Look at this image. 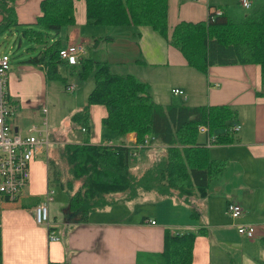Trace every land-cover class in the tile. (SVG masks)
<instances>
[{"label": "crops", "instance_id": "obj_1", "mask_svg": "<svg viewBox=\"0 0 264 264\" xmlns=\"http://www.w3.org/2000/svg\"><path fill=\"white\" fill-rule=\"evenodd\" d=\"M40 1L14 0L18 21L32 23L39 14ZM73 1L75 24L66 30L67 44L77 42L85 46L95 45L101 39V34L95 32L96 25L86 23L84 0ZM229 1L167 0V34L180 20H206L212 8L225 7L229 15ZM250 1V8L264 2L256 0L255 4L254 0ZM139 33L150 39V42L145 43L144 60L137 58L134 49L125 46L115 52L116 60L105 58L104 61L124 69L116 73H131L147 82L149 87L156 77L162 80L170 76L171 68H178L181 78L169 86L171 93L173 88L185 91L186 97L178 95V101L190 106L228 104L233 107L236 110L233 124L240 126L234 132L236 140L207 146L212 158L227 160L225 168L209 183L206 197L192 198L185 203L175 195L162 197L155 191L143 192L132 200L121 199L124 194L120 193L114 203L91 212L85 222H78L76 213L68 210V199L56 204L52 198L48 203L49 228L58 239L49 240L48 229L34 219V207L44 199L42 195L49 187L45 190L40 188L42 176L33 161L29 183L15 199L21 202L0 203L1 264H156L151 255L161 251L165 227L184 232L200 226H205L207 232L206 235L196 236L194 240L192 264L264 262V97L256 94L261 85L259 65H211L206 73H200L187 64L181 52L171 46L167 38L147 27H140ZM107 39L113 40L114 36L109 35ZM134 53L136 57L133 59L122 56ZM129 61H134L142 68L149 63V69L137 70L140 74L128 71ZM12 76L9 69L8 92L17 101L10 89ZM150 94L154 98L151 91ZM95 106L102 107L94 111L99 128L98 132H91L89 141L100 144L107 140L113 143L117 139L119 143L121 140L117 134L110 133L101 124V118L105 115L102 105H91L90 116ZM124 140L126 145H137L134 131L127 133ZM156 141L152 140L149 146L137 149L164 147ZM26 190L27 193L23 194ZM142 202L150 203L152 209L144 211L139 208ZM229 202H236L242 207L238 218H232L227 212L226 205ZM191 208L198 212V218L190 216ZM149 220L154 223H149ZM241 223L252 224L253 237L246 238L237 232V225ZM142 259L146 262L142 263Z\"/></svg>", "mask_w": 264, "mask_h": 264}, {"label": "trees", "instance_id": "obj_2", "mask_svg": "<svg viewBox=\"0 0 264 264\" xmlns=\"http://www.w3.org/2000/svg\"><path fill=\"white\" fill-rule=\"evenodd\" d=\"M84 3L87 24L149 27L167 38L187 64L201 73H206L211 65H259L261 85L256 94L264 97V2L238 20L231 18L225 7L213 20H180L170 34H167V0H84ZM74 11L73 0H41L35 20L20 23L14 0H0V36L19 28L23 38L35 43L26 49L35 53L21 62L41 67L46 79H61L65 86L67 76L62 75L61 67L81 80L93 78L86 104L71 120L79 124L81 131L89 133L90 106L102 105L105 115L101 124L121 140L117 144L108 140L94 144L88 138L84 143L68 142L61 146L59 159L66 165L69 177L66 186L72 189L73 182H79L68 197V210L76 213L78 222H85L91 212L114 203L120 193L124 194L121 199L132 200L143 192L155 191L162 197L175 195L185 203L206 197L209 183L221 174L227 160L210 156L205 141L197 139L198 127L207 125L217 143H232L236 140L231 131L236 110L228 104L162 105L150 94L147 82L131 73L114 72L108 61L85 57L86 50L77 63H68L59 51L67 44L66 30L75 24ZM8 101L15 110L17 101L10 94ZM131 131L136 134L137 144L145 136H154L165 147L164 156L138 175L129 169L130 157L138 149L124 144L126 134ZM47 168V183L59 182L61 174L54 158L49 159ZM190 216L198 218L199 214L191 208ZM206 232L205 226L184 232L165 227L162 249L154 256L160 264H192L194 240ZM1 260L0 230V264Z\"/></svg>", "mask_w": 264, "mask_h": 264}, {"label": "rangeland", "instance_id": "obj_3", "mask_svg": "<svg viewBox=\"0 0 264 264\" xmlns=\"http://www.w3.org/2000/svg\"><path fill=\"white\" fill-rule=\"evenodd\" d=\"M254 3L257 4L256 0H254ZM227 7L230 17L238 20L260 6L256 5L251 8H245L239 4L238 0H231L227 3ZM79 27L83 28V26ZM140 27L145 28V26L134 25H96L95 32L101 34V39L95 45H86V53L84 56L94 60H104L105 58L116 60L115 58L117 57L115 52L119 50V48L127 46L137 52V58L144 60L146 58L145 48L147 47L145 43L150 42V39L145 36L142 37L141 33H139ZM18 30L19 28H16V30L0 36V54L5 52L10 56V73L13 75L10 89L17 100V105L14 114L10 118V122L13 129H23V132L31 125L46 129V135L44 134L47 141L46 148L43 149V153L36 155L32 159V162L34 161V165L42 176L39 183L40 188H42V190L47 189L46 187L52 189L54 192L53 199L57 204L66 201L69 195L75 192L79 186L78 181L73 182L72 189L66 186V181L69 177L66 172V165L59 159V150L64 143H84L89 138L91 132L94 130L98 132V117L94 111L95 109H102V107L95 106L92 108L89 133L81 131L79 124L73 122L71 117L86 104L87 96L94 85L93 78L90 76L85 80H81L76 74L68 75L65 68L61 67L62 75L67 76L66 83L73 84V90H67V86H65V83L61 79H46L41 68L21 62L23 59L35 53V50H26L27 47L35 43L23 38ZM109 35L114 36V39H107ZM130 41L132 43H130ZM122 56L133 59L136 57V53ZM148 64L149 63H146L144 68H142L141 65H136L134 61H129V66L127 65V68L128 71L140 74L137 70L146 71L149 69ZM112 70L114 72L124 71V69L117 64H113ZM180 78L181 75L178 74V68H171L169 77L162 80L159 76L156 77L148 90L154 95L155 100L162 105L181 103L178 101L180 100L178 98L179 96L171 93L169 89V86L174 80L177 79L178 81ZM44 108L46 111H43ZM218 131H221V128L218 129ZM110 133L115 132L110 131ZM197 139L198 141H204L205 134L198 131ZM113 143L117 144V139H114ZM156 143L158 142L156 141ZM164 154L165 147L140 149L135 155L130 157L129 169L133 174H141L147 166L159 160ZM52 158L56 160V165L59 168L61 174L60 181L51 180L50 183L47 184V166L49 159ZM25 193H27V190L23 192V194ZM43 198H45V194L42 195V199ZM20 202L21 200L17 199L11 202H2L1 205L18 204ZM139 208L145 209L144 211H150L152 206L148 202H142L139 204ZM198 221L201 222L200 219H198ZM154 254L156 253L151 255L152 259L156 264H160V261ZM141 262L145 263L146 260L142 259Z\"/></svg>", "mask_w": 264, "mask_h": 264}, {"label": "built area", "instance_id": "obj_4", "mask_svg": "<svg viewBox=\"0 0 264 264\" xmlns=\"http://www.w3.org/2000/svg\"><path fill=\"white\" fill-rule=\"evenodd\" d=\"M241 5L249 8L250 0H239ZM222 10L212 8L209 10L207 19L213 20L215 16L221 15ZM85 44L68 43L60 49V57L70 64H75L85 53ZM10 69V57L8 53L0 55V203L3 201H14L17 195L24 189L30 180V167L32 159L43 153L46 148V138L44 134L46 129L31 125L25 132L15 130L10 125V118L14 113V107L8 101V71ZM73 84L67 85V90H73ZM172 93L186 97L185 91L180 88L171 89ZM43 111H46L44 108ZM238 124L231 126V131L239 130ZM198 131L206 135V146L216 142V136L209 133L207 125H200ZM46 135V134H45ZM155 140L154 136H145L141 144L134 147L144 148L149 146ZM135 152L133 153V155ZM53 190L47 189L45 198L38 202L34 207V219L36 223L44 225L48 229L49 240H57L58 237L49 228L48 203L53 198ZM226 210L232 218H238L242 213V207L236 202H229ZM153 224V220H149ZM237 232L251 238L254 235L252 224L241 223L237 225Z\"/></svg>", "mask_w": 264, "mask_h": 264}]
</instances>
